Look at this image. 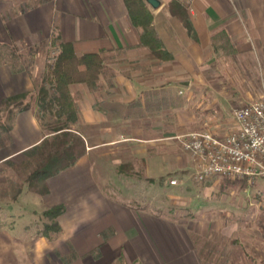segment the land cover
Wrapping results in <instances>:
<instances>
[{
  "label": "crops",
  "instance_id": "1",
  "mask_svg": "<svg viewBox=\"0 0 264 264\" xmlns=\"http://www.w3.org/2000/svg\"><path fill=\"white\" fill-rule=\"evenodd\" d=\"M157 2L158 8L147 4L170 61L141 44L124 0H49L30 7L0 0V56L13 47H38L53 39L55 48L72 43L78 57L99 54L104 60L95 84L70 86L78 109L71 128L85 140V156L48 179L44 196L31 192L25 169L18 195L12 186L0 194V264H31L33 251L42 254L51 243L33 231V204L44 211L66 207L58 218L63 236L70 221L84 224L70 235L77 248L102 247L97 240L110 230L114 234L109 238L118 236L119 248L127 243L136 248L132 236L144 241L142 233L149 230H142L139 211L105 198L100 181L107 179L100 176L110 181L111 176L146 175L163 181L192 171L198 161L189 153L190 160L177 161L176 136L206 131L225 135L233 127L227 125H234L235 106L264 96V0ZM173 2L182 9H173ZM39 60L35 58L30 71H14L0 60V109L5 100L18 96L29 106L12 117L13 106L0 112V173L24 165L26 152L52 134L37 117L46 66ZM79 228L85 232L82 240Z\"/></svg>",
  "mask_w": 264,
  "mask_h": 264
},
{
  "label": "rangeland",
  "instance_id": "2",
  "mask_svg": "<svg viewBox=\"0 0 264 264\" xmlns=\"http://www.w3.org/2000/svg\"><path fill=\"white\" fill-rule=\"evenodd\" d=\"M14 1L20 6H30L42 0ZM52 40L38 47L22 45L13 48L17 49L18 56L23 57L22 61L24 57H28L30 48L34 52L39 49L37 57L46 63L56 52V48L51 44ZM25 60L30 61L28 58ZM256 81L255 85L260 82ZM261 98L262 96H256L253 100L235 107H242ZM231 127L233 129L234 125L228 124L226 128ZM193 130L195 129L191 131ZM187 136H176L178 162L190 160L182 144ZM15 165L11 170L0 173L1 195L6 194L11 186L18 195L20 187L24 186L25 170L19 167L20 165ZM196 169L197 165L192 171L173 174L163 181L149 180L146 175L111 176L109 181L107 175H99L102 180L107 179L103 181L105 184L100 181L105 188V198L119 201L122 205L140 212L138 216L141 219V228L149 230L142 233L147 237L146 240L132 236L130 241L137 244L136 248L128 243L125 248H119L116 245L119 242L118 236L116 239H110L114 234L113 230H110L97 240L102 242V247L97 243L98 247L77 248V243H74L70 235L72 230L84 224L72 223L69 220L66 235L63 236L62 233L56 236L52 233L54 240L42 248V254L33 251L31 264H35L34 261L36 264H46L48 260L51 264H56L52 253L62 264H69L73 260L84 264H264V182H238L237 179L226 181L219 177L199 182L194 179ZM172 180H176L177 185H172ZM29 189L31 190L30 187ZM34 190L36 195L40 196L41 192L45 191L40 185ZM33 210L43 213L44 207L34 204L30 207L31 223L37 237L44 231L43 225L51 222L39 219L41 213ZM69 217L71 218V215ZM148 217L152 220L151 223L145 220ZM80 230L78 232L82 240L85 232ZM44 249L47 250L46 253Z\"/></svg>",
  "mask_w": 264,
  "mask_h": 264
},
{
  "label": "trees",
  "instance_id": "3",
  "mask_svg": "<svg viewBox=\"0 0 264 264\" xmlns=\"http://www.w3.org/2000/svg\"><path fill=\"white\" fill-rule=\"evenodd\" d=\"M47 1L49 0H42L41 2ZM124 2L133 25L140 30L141 44L162 61H170L172 56L164 48L163 42L155 30L154 18L146 0H124ZM171 7L182 9L180 4L176 2H173ZM186 25L188 26L187 23ZM55 43L51 42L54 48ZM38 51L39 49L34 52L30 48L29 55L26 57L30 59L29 62L25 60V57L24 61L21 60L23 57L18 56L16 48L2 54L0 60L8 63L14 71H30L32 63L38 56ZM103 67L104 60L101 55L87 54L78 57L72 43L58 45L55 55L47 60L44 80L38 93L37 117L43 128L52 134L38 146L26 152L28 159L21 166L29 173L26 183L31 188L32 193L36 194L34 188L40 185L45 190L41 192L42 196L46 195L48 193L46 181L74 167L85 156L87 152L85 140L82 136L74 133L71 128V125L78 120V109L71 96L70 86L73 84H95ZM23 99V96L7 99L3 103L2 109L13 106V110L9 112V117L13 116L15 110L18 113L26 111L29 106L23 105ZM4 130L9 133L11 128L4 126ZM224 179L232 181L230 178ZM237 181L244 182V179H237ZM233 182L235 183V181ZM65 212L66 207L61 205L39 214V219L51 222L43 225L44 231H41L39 235L49 241L54 240L51 236L52 233L56 236L61 235L63 230L59 225L58 218Z\"/></svg>",
  "mask_w": 264,
  "mask_h": 264
},
{
  "label": "built area",
  "instance_id": "4",
  "mask_svg": "<svg viewBox=\"0 0 264 264\" xmlns=\"http://www.w3.org/2000/svg\"><path fill=\"white\" fill-rule=\"evenodd\" d=\"M232 117L235 126L225 135L198 132L182 141L184 151L198 161L195 180L264 182V97L233 109Z\"/></svg>",
  "mask_w": 264,
  "mask_h": 264
},
{
  "label": "water",
  "instance_id": "5",
  "mask_svg": "<svg viewBox=\"0 0 264 264\" xmlns=\"http://www.w3.org/2000/svg\"><path fill=\"white\" fill-rule=\"evenodd\" d=\"M147 2L153 6L154 8H158L159 7V3L157 2V0H147Z\"/></svg>",
  "mask_w": 264,
  "mask_h": 264
}]
</instances>
